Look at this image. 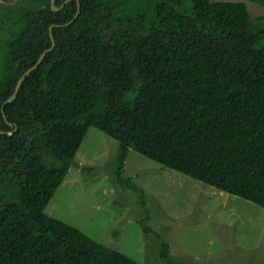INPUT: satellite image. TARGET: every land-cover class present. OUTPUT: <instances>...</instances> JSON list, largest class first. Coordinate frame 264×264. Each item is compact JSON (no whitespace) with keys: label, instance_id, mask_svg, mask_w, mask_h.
<instances>
[{"label":"trees","instance_id":"obj_1","mask_svg":"<svg viewBox=\"0 0 264 264\" xmlns=\"http://www.w3.org/2000/svg\"><path fill=\"white\" fill-rule=\"evenodd\" d=\"M3 1L0 264H140L44 212L89 127L118 141V176L133 149L264 208V12L251 18L243 1ZM51 24L53 48L6 102L50 47ZM160 246L165 264H185Z\"/></svg>","mask_w":264,"mask_h":264},{"label":"rangeland","instance_id":"obj_2","mask_svg":"<svg viewBox=\"0 0 264 264\" xmlns=\"http://www.w3.org/2000/svg\"><path fill=\"white\" fill-rule=\"evenodd\" d=\"M214 1H243L251 18L264 12L248 0ZM117 150V140L89 127L44 212L140 264H165L162 243L185 264H264V208L133 149L118 176Z\"/></svg>","mask_w":264,"mask_h":264},{"label":"water","instance_id":"obj_3","mask_svg":"<svg viewBox=\"0 0 264 264\" xmlns=\"http://www.w3.org/2000/svg\"><path fill=\"white\" fill-rule=\"evenodd\" d=\"M67 1H69V0H64L63 3H62V5H64ZM50 2H51V7H52L53 10H57V9L60 8V7H56V6H55V4H54V3H55V0H50ZM78 13H79V3H78V1H77V12H76L75 16H76ZM55 26H59V24H51V25L49 26V36H50V40H51V45H50V47H48L47 49H45V50L39 55L37 61H36V62H35L30 68H28V69H27V70L21 75V77L18 79V81H17V83H16V86H15V90H14V92L8 97V99L6 100V102H8V101H12V100L15 98L16 93H17V91H18V87H19L21 81L23 80V78H24V77H25V76H26V75H27L32 69H34L35 67H37V66L39 65V63L42 61V59H43V57L45 56V54L47 53V51H49V50H51V49L53 48V46H54V38H53V35H52V28L55 27ZM1 109L3 110V106L1 107ZM3 117L5 118L4 113H3ZM6 122H7V124L12 125L11 122H9V121H7V120H6ZM1 133H3V132H1ZM8 133L11 134L12 131H10V132H8Z\"/></svg>","mask_w":264,"mask_h":264}]
</instances>
